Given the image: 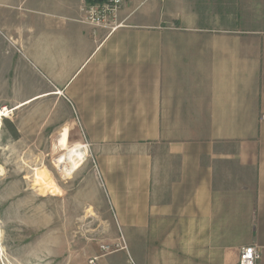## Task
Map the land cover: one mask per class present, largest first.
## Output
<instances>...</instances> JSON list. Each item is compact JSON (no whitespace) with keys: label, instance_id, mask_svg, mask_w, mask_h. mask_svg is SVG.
I'll use <instances>...</instances> for the list:
<instances>
[{"label":"crops","instance_id":"1","mask_svg":"<svg viewBox=\"0 0 264 264\" xmlns=\"http://www.w3.org/2000/svg\"><path fill=\"white\" fill-rule=\"evenodd\" d=\"M82 3L0 0V30L66 80L120 222L163 264H264V0L136 1L112 34Z\"/></svg>","mask_w":264,"mask_h":264},{"label":"rangeland","instance_id":"2","mask_svg":"<svg viewBox=\"0 0 264 264\" xmlns=\"http://www.w3.org/2000/svg\"><path fill=\"white\" fill-rule=\"evenodd\" d=\"M249 1L234 0L236 10ZM13 44L0 30V264H163L149 222H120L66 80L47 78ZM80 143L87 159L67 172Z\"/></svg>","mask_w":264,"mask_h":264},{"label":"built area","instance_id":"3","mask_svg":"<svg viewBox=\"0 0 264 264\" xmlns=\"http://www.w3.org/2000/svg\"><path fill=\"white\" fill-rule=\"evenodd\" d=\"M145 4L152 0H83L80 8L84 15V23L96 28L108 30L109 34L116 32L122 24L119 16L122 9L129 3ZM261 252L258 247L250 246L241 249L238 264H258Z\"/></svg>","mask_w":264,"mask_h":264},{"label":"bare ground","instance_id":"4","mask_svg":"<svg viewBox=\"0 0 264 264\" xmlns=\"http://www.w3.org/2000/svg\"><path fill=\"white\" fill-rule=\"evenodd\" d=\"M7 112H8L7 109H4L3 111L0 112V126L2 124V118L7 115ZM68 136H67V134H64V137H65L64 141L69 142ZM69 145H70V143H69ZM85 147L86 146L84 144L80 143V144L72 147L70 150L67 151V153H66V156H67V165L66 166L67 167L65 169V170H67V172L78 170L83 165V163H85V161L87 159V153H86ZM0 234H1V232H0Z\"/></svg>","mask_w":264,"mask_h":264},{"label":"trees","instance_id":"5","mask_svg":"<svg viewBox=\"0 0 264 264\" xmlns=\"http://www.w3.org/2000/svg\"><path fill=\"white\" fill-rule=\"evenodd\" d=\"M6 124L8 125L9 132H10L14 137H17V130L15 129V127H14L9 121H6Z\"/></svg>","mask_w":264,"mask_h":264}]
</instances>
